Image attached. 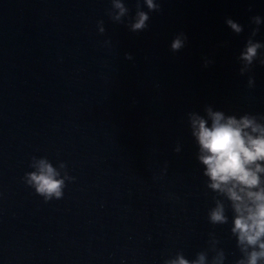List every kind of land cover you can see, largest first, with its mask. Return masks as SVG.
Returning <instances> with one entry per match:
<instances>
[{
	"label": "water",
	"instance_id": "obj_1",
	"mask_svg": "<svg viewBox=\"0 0 264 264\" xmlns=\"http://www.w3.org/2000/svg\"><path fill=\"white\" fill-rule=\"evenodd\" d=\"M153 3L0 0V264H246L259 251L232 231L192 117L264 128V0ZM45 166L58 192L37 191Z\"/></svg>",
	"mask_w": 264,
	"mask_h": 264
},
{
	"label": "clouds",
	"instance_id": "obj_2",
	"mask_svg": "<svg viewBox=\"0 0 264 264\" xmlns=\"http://www.w3.org/2000/svg\"><path fill=\"white\" fill-rule=\"evenodd\" d=\"M146 3L149 10H158L153 0H146ZM116 7L122 15L125 11L123 6L116 4ZM148 19L146 13L140 12L137 21L131 26L132 30L145 29ZM227 23L234 31H241L231 20ZM182 46V40L179 38L171 45L174 51ZM259 47L258 44H250L241 59L251 64ZM208 116L211 119L210 127L206 120L198 116L192 117L193 135L196 136L202 153L200 160L207 168L205 175L212 181L210 187L225 192L232 202L236 214L232 231L239 234L240 244L259 249L251 251L246 264H258V260L264 259V188H260L257 175L264 172V168L257 163L264 161V128L248 117L237 121L234 117L226 118L221 112L214 113L211 108L208 109ZM248 129L251 133L259 135L250 134ZM32 180L36 183L38 192H58L60 182L53 179L52 169L48 166L42 169L39 176L33 175ZM210 219L213 223H224L223 208L217 207L212 211ZM172 264L188 262L179 258ZM198 264H203V256ZM240 264L245 262L241 261Z\"/></svg>",
	"mask_w": 264,
	"mask_h": 264
}]
</instances>
